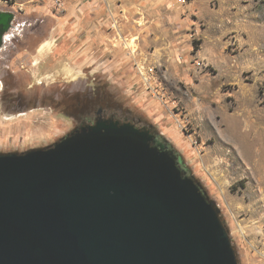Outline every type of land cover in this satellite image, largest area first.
I'll list each match as a JSON object with an SVG mask.
<instances>
[{
  "label": "rangeland",
  "instance_id": "1",
  "mask_svg": "<svg viewBox=\"0 0 264 264\" xmlns=\"http://www.w3.org/2000/svg\"><path fill=\"white\" fill-rule=\"evenodd\" d=\"M0 9L16 16L0 52V153L48 147L88 116L115 113L166 139L220 211L238 264H264V0H0ZM73 21L96 24L98 48L120 55L119 68L40 83L23 55ZM136 37L138 63L156 66L149 90L121 46ZM123 71L132 93L116 81ZM13 117L26 123L19 144L4 135Z\"/></svg>",
  "mask_w": 264,
  "mask_h": 264
},
{
  "label": "water",
  "instance_id": "2",
  "mask_svg": "<svg viewBox=\"0 0 264 264\" xmlns=\"http://www.w3.org/2000/svg\"><path fill=\"white\" fill-rule=\"evenodd\" d=\"M15 13L0 9V52ZM0 264H238L220 211L149 130L99 119L0 153Z\"/></svg>",
  "mask_w": 264,
  "mask_h": 264
},
{
  "label": "crops",
  "instance_id": "3",
  "mask_svg": "<svg viewBox=\"0 0 264 264\" xmlns=\"http://www.w3.org/2000/svg\"><path fill=\"white\" fill-rule=\"evenodd\" d=\"M80 11L85 10L83 8ZM102 14H107V8H104L101 12ZM79 15H81L79 13ZM82 16V15H81ZM80 19V18H78ZM75 21L72 22V29L70 33L67 31L68 25L66 23H58L51 31L50 37L47 38L37 47V53H29L31 56L23 55L24 63L30 59L31 70L35 74V79L40 78L41 82H50L58 79H65L67 81L80 80L84 73L87 71L92 72L93 75L97 71L109 70L110 68H119L117 64L120 55H106L98 47L100 46V36H94L95 30L97 28L96 24L93 22L86 23V27ZM98 50V51H97ZM32 57V58H31ZM114 57V58H113ZM34 59V63H33ZM113 59V60H112ZM126 67L128 66L127 61ZM100 63V66L97 65ZM114 63V65L110 64ZM123 67V68H124ZM126 70V69H125ZM128 70V69H127ZM119 75H122L120 79L116 81H121L124 86L127 87V91L132 93V88L134 87L136 81L134 77L132 79L131 72H120ZM76 83V82H75ZM23 115V114H22ZM16 117L6 118L4 135L8 133L15 134V142L19 144L22 143L23 139L28 135L27 131H22L19 133L18 128H23L26 123H19L18 125L11 124Z\"/></svg>",
  "mask_w": 264,
  "mask_h": 264
},
{
  "label": "built area",
  "instance_id": "4",
  "mask_svg": "<svg viewBox=\"0 0 264 264\" xmlns=\"http://www.w3.org/2000/svg\"><path fill=\"white\" fill-rule=\"evenodd\" d=\"M120 39H121V36H120ZM133 39H131V41H129V39L122 40L121 46H123L127 54L130 55V57H133V59L135 60V67L138 72V75L140 79L142 80V82H144V85L146 86V88L149 90L150 88H153L152 81L154 79V73L156 71V66L151 62L148 63V59L147 60L145 59V61H139L138 63L136 59V55L138 54V49L136 48V45L134 44V42H136L138 38L136 37ZM114 47H117V46L115 45ZM184 128L185 126H183V129Z\"/></svg>",
  "mask_w": 264,
  "mask_h": 264
},
{
  "label": "flooded vegetation",
  "instance_id": "5",
  "mask_svg": "<svg viewBox=\"0 0 264 264\" xmlns=\"http://www.w3.org/2000/svg\"><path fill=\"white\" fill-rule=\"evenodd\" d=\"M115 115H116L115 113H112V114L109 116L108 112L103 111V110H100V111H98V113H97L96 116H94V117H89V116H88V119H86V121L84 122L83 125H80V128H82V127H84V126L93 125V124H95L99 119H104V120H111V119H113V120H116V121H117L118 119L115 118ZM118 121H120V120H118ZM76 130H78V129H76Z\"/></svg>",
  "mask_w": 264,
  "mask_h": 264
},
{
  "label": "trees",
  "instance_id": "6",
  "mask_svg": "<svg viewBox=\"0 0 264 264\" xmlns=\"http://www.w3.org/2000/svg\"><path fill=\"white\" fill-rule=\"evenodd\" d=\"M63 103V102H62ZM68 105V104H67ZM149 130L151 133H153L156 137V139L161 142L163 145H168L170 150H174L171 148V146L166 142V139H164L163 137H160L154 130L152 129H147ZM179 164L181 166V168L183 169L184 172L188 173V170L185 168V165L183 164L182 159L179 158Z\"/></svg>",
  "mask_w": 264,
  "mask_h": 264
},
{
  "label": "bare ground",
  "instance_id": "7",
  "mask_svg": "<svg viewBox=\"0 0 264 264\" xmlns=\"http://www.w3.org/2000/svg\"><path fill=\"white\" fill-rule=\"evenodd\" d=\"M133 43V42H132Z\"/></svg>",
  "mask_w": 264,
  "mask_h": 264
}]
</instances>
